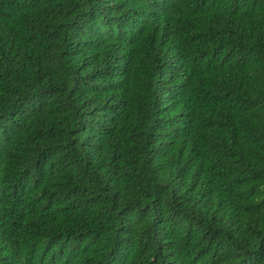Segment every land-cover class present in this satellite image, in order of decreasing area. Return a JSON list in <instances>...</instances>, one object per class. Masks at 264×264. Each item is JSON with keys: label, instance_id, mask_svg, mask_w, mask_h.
<instances>
[{"label": "trees", "instance_id": "16d2710c", "mask_svg": "<svg viewBox=\"0 0 264 264\" xmlns=\"http://www.w3.org/2000/svg\"><path fill=\"white\" fill-rule=\"evenodd\" d=\"M0 264H264V0H0Z\"/></svg>", "mask_w": 264, "mask_h": 264}]
</instances>
